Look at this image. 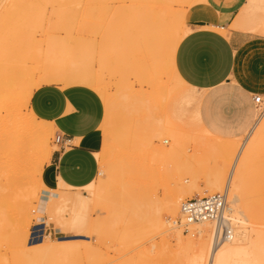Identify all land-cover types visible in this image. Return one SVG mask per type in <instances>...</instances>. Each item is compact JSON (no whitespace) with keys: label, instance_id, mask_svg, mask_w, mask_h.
I'll return each instance as SVG.
<instances>
[{"label":"rangeland","instance_id":"1","mask_svg":"<svg viewBox=\"0 0 264 264\" xmlns=\"http://www.w3.org/2000/svg\"><path fill=\"white\" fill-rule=\"evenodd\" d=\"M198 1L0 0L3 5L55 6L53 12L0 8L12 38L6 63L0 65V123L8 132L7 149L0 152V264H191L198 246L191 251L185 247L189 241L198 243L200 226L188 232L175 226L173 221L179 225L182 216L170 211V200L177 198L180 209L187 199L226 189L237 221L235 240L225 244L248 242L247 253L230 264L264 259V165H238L246 173L242 182L231 187L233 192L228 180L244 143L245 155L254 152L263 161L264 116L250 135L247 132L236 140L217 138L205 131L198 116L200 93L179 86L171 63L162 55V42L155 50L139 51L125 59L114 47L109 31L110 25L127 14L109 5L149 2L159 5L152 12L162 22L165 36L170 28L183 35L184 13ZM249 1L253 8L245 14L253 13L246 23L264 6V1ZM30 18L48 20V27L38 37L33 35L35 26L27 23ZM255 28L262 30L258 25ZM47 58L55 60L48 62ZM47 69L63 75L70 85L94 88L105 102L104 141L95 180L100 193L92 196L97 215L91 237L58 229L57 221L66 213L80 211L78 202L57 199L39 185L37 165L46 161L39 178L45 187H58L56 182L50 185L47 161V150L56 148L53 126L43 144L29 136L27 145L17 148L23 133L17 135L13 129L21 117L11 119L16 112L10 109L13 101L9 98L22 83L38 80ZM162 93H168L165 100ZM160 98L163 105L158 104ZM29 113L30 107H23L20 116ZM254 116H258L255 106ZM58 190L59 195L78 199L85 192ZM35 192L48 201L39 202ZM40 204L51 226L66 237L29 242L30 228L39 216L34 210ZM161 221L164 226L158 228Z\"/></svg>","mask_w":264,"mask_h":264},{"label":"crops","instance_id":"2","mask_svg":"<svg viewBox=\"0 0 264 264\" xmlns=\"http://www.w3.org/2000/svg\"><path fill=\"white\" fill-rule=\"evenodd\" d=\"M250 8L249 0H199L184 13L185 25L198 31L187 33L180 44L195 40L203 55L191 78L175 65L178 83L200 93L201 123L222 140H236L253 128L254 96H264V32L255 28L264 26V6L246 23ZM29 107L68 142L55 143L51 151L50 185L58 187L46 188L81 189L96 180L106 115L101 94L84 84H45L34 91Z\"/></svg>","mask_w":264,"mask_h":264},{"label":"snow or ice","instance_id":"3","mask_svg":"<svg viewBox=\"0 0 264 264\" xmlns=\"http://www.w3.org/2000/svg\"><path fill=\"white\" fill-rule=\"evenodd\" d=\"M3 7H20V8H44L47 12H53L55 6L51 4L42 5L36 3H22L3 5ZM109 7H117L124 9L126 15L119 21L110 25L109 31L113 37V43L119 54L125 59H131L139 51H149L159 48L163 43L162 55L173 65L178 64L180 70L188 78H191L200 68L202 60V51L200 50L195 40H185L180 44V34L174 29H168V34L165 36V28L162 22L154 16L152 10L159 5L149 2H132L117 5H109ZM27 23L35 26L34 36H39L44 28L48 27V20L29 19ZM184 33L198 31L195 26L185 25ZM12 38L8 23L3 16H0V65L6 63V57L11 49ZM8 132L5 131V126L0 123V152L7 149ZM99 162L100 156L95 157ZM37 165V168L43 166ZM238 172V169H234ZM97 187V182L93 180L86 187L85 192L79 197L78 205L80 211L72 214H65L62 219L57 221L58 229H63L71 233H81L87 237L94 235L92 228L93 222L96 219V211L92 206V196ZM61 246H65L61 242ZM258 264H264V259H261Z\"/></svg>","mask_w":264,"mask_h":264},{"label":"bare ground","instance_id":"4","mask_svg":"<svg viewBox=\"0 0 264 264\" xmlns=\"http://www.w3.org/2000/svg\"><path fill=\"white\" fill-rule=\"evenodd\" d=\"M262 30L264 32V26H263ZM186 34L187 33L180 35V41L183 39V37ZM47 59H48V62H52L55 60V58H50V61H49V58H47ZM171 66H172L173 74H174L176 80L178 81L179 76H178V73L176 71V67L172 63H171ZM29 82L30 83H27V82L22 83L20 88L15 91L14 95L11 98H9L10 101H13L9 105V107L11 110L16 112V113L10 115L11 119L17 120L18 118L21 117L20 124L17 126L15 125L14 126L15 129H13L15 131V134H17V135L19 134L18 132L23 133V135H22L23 137L21 138V140L19 141V143L17 145V148L20 150H21V148H24L27 145V140H29V139L30 140L32 139V141L36 140V142L38 144H43L46 141L49 133L52 131V125L50 123L39 120L31 109H30L29 116H24V117L22 115L20 116L22 108L29 106L30 100H31V97H32L34 91L37 90L38 88H40L41 86H43L44 84L62 83L64 86L70 85V83L67 81V79H65V77L63 75L58 74V72L52 71V69H47L38 80L33 79L32 81H29ZM166 90L167 89H165L163 92L166 93L167 92ZM162 94H161V98L165 100L166 99L165 95H167L168 93L163 94V95ZM162 96H165V98ZM161 98H160V103L158 102L159 105H163L161 103L162 102ZM158 101H159V99H158ZM162 108H164V107L162 106ZM205 131H208V130H205ZM205 131H203V132H205ZM29 136L31 138H29ZM173 139H175L177 141L176 137L174 138V136H173ZM257 144H259V143L257 141H255V146ZM240 147L241 148L239 149V153L237 154V156L233 162V165H232V168H231V171L229 174L230 176L228 179L229 184H230V187L229 186L228 187L232 192L234 190L231 187L236 186L235 183L237 181L242 182V179L246 173V171L243 170L241 166H240L241 168L240 167L238 168V165L252 164V166H253V164L254 163L256 164V162H257V164L264 165V159H263V161H261L260 158H258L259 156L256 153L253 152V153H249V154L245 155V152H246L245 148L247 147V142L244 143ZM47 151H48V154H47L48 155L47 161H48L50 158V155H51V150H47ZM100 154L101 153H99L98 155H100ZM257 160H259V161H257ZM42 169H43V166L40 167L39 169L37 168V172H38L39 177L41 175ZM234 169H238L239 171L236 172V171H234ZM39 177H38L39 185L41 188H43V190L45 192L51 193L54 197H57V199L62 198L64 201L74 200V201L78 202V197L71 198V197L62 196V195H59V193H58L59 190H51V189L46 188L42 184V182L40 181ZM2 186L4 187V184H2ZM63 186L64 185L61 184V187H63ZM87 186H85L84 188H81V189L86 190ZM236 188L238 189V187H236ZM32 189H33V187H32ZM0 190H2V188H0ZM32 193H34V191H32ZM99 193H100V190L96 189V191L93 193L94 198L97 197V195H99ZM35 194H36V192H35ZM35 194H34V196H35ZM207 195L208 194H202V195H197V196L204 197ZM233 195H235L234 198H236V194L234 193ZM36 199H39V202H42V203L45 201H48L47 199L43 198L42 196H39V194H36ZM169 209L173 214H178L179 216H182L181 215V207L179 209V202H178L177 198H173L170 200ZM173 224L175 226H179L177 220L176 221L174 220ZM158 225H159L158 228H162L164 226V223L161 221L158 223ZM194 226H200L199 227L198 243L193 244L191 241H189L185 247L187 249L189 248L188 251H191L193 249L194 245L198 246V252L197 253L195 252L196 254L195 255L193 254L194 257L192 258V261L190 260L191 264H206L205 262L207 260V257H208V264H230L231 262H233L232 260H234L236 256H239L242 253H244V254L247 253L248 242H244L243 244L232 245V246L226 245L224 243V244L220 245L218 248H215L212 244V237H213L212 236V233H213L212 225L209 223H205V224H201V225H191V228H193ZM235 238H236V236H235ZM235 238L231 241V243L235 240ZM181 245L184 247L183 244H181ZM190 248H192V249L190 250ZM253 260H254V262L251 260L253 263L249 262L250 260L249 261L246 260L244 264H256L257 263L256 260H258V259H253Z\"/></svg>","mask_w":264,"mask_h":264},{"label":"built area","instance_id":"5","mask_svg":"<svg viewBox=\"0 0 264 264\" xmlns=\"http://www.w3.org/2000/svg\"><path fill=\"white\" fill-rule=\"evenodd\" d=\"M254 103L258 111V116L248 135L253 132L257 123L264 116V96H254ZM55 143L68 145V142L62 136H56ZM39 210L43 211L40 212ZM34 213H37L39 216L30 228V243L35 244L47 239L60 240L67 236L51 226L45 215V209H42L41 204L37 210H34ZM181 215L182 219L180 220L179 226H182L185 232L190 231L191 225L211 224L213 227L212 242L215 248H218L224 243L231 242L236 236L235 226L237 219L233 208L230 206L227 189L224 192H218L204 197L197 196L185 200L181 204Z\"/></svg>","mask_w":264,"mask_h":264}]
</instances>
